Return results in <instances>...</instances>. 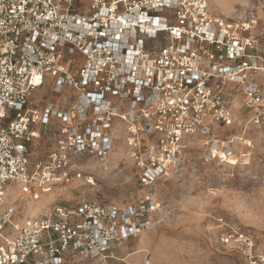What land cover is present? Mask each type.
<instances>
[{
  "label": "built area",
  "instance_id": "obj_1",
  "mask_svg": "<svg viewBox=\"0 0 264 264\" xmlns=\"http://www.w3.org/2000/svg\"><path fill=\"white\" fill-rule=\"evenodd\" d=\"M255 26L254 18L213 13L208 0H0V264L104 263L113 246L151 227V202L96 199L58 201L13 223L22 197L36 202L76 181L92 185L74 158L108 163L121 142L144 188L167 175L187 137L210 147V161H228L231 141L212 133L235 121L231 86L254 119H264ZM47 76L52 94L66 90L72 99L38 111L30 99ZM36 125H55L56 133L32 163ZM220 240L248 264H264L244 234Z\"/></svg>",
  "mask_w": 264,
  "mask_h": 264
},
{
  "label": "rangeland",
  "instance_id": "obj_2",
  "mask_svg": "<svg viewBox=\"0 0 264 264\" xmlns=\"http://www.w3.org/2000/svg\"><path fill=\"white\" fill-rule=\"evenodd\" d=\"M208 3L213 13L229 20L254 18L256 26L251 33L264 59V0ZM52 84L53 79L47 76L34 91L30 99L34 109L42 110L48 101L57 108L63 100L70 103L72 97L66 90L60 97L52 94ZM228 93L235 121L216 126L212 133L220 142L231 141L228 161H210L206 156L210 147L202 145L198 136L187 137L167 175L144 188L135 179L137 171L123 143L118 142L108 163L89 157L72 160L83 177L91 178L92 185L76 181L40 194L36 202L22 197L13 223L43 216L58 201L96 199L128 206L147 201L154 205L148 213L152 221L148 230L113 246L112 257L104 263L72 264H248L241 252L221 243L222 236L235 232L251 241L253 254L264 255V119L257 122L255 114L243 107L238 86H231ZM35 128L38 136L29 145L32 163L44 159L56 133L55 125ZM6 190L12 199L17 187L10 182Z\"/></svg>",
  "mask_w": 264,
  "mask_h": 264
},
{
  "label": "crops",
  "instance_id": "obj_3",
  "mask_svg": "<svg viewBox=\"0 0 264 264\" xmlns=\"http://www.w3.org/2000/svg\"><path fill=\"white\" fill-rule=\"evenodd\" d=\"M40 131H41V129H40ZM40 131H39V132H40ZM40 134H41V132H40Z\"/></svg>",
  "mask_w": 264,
  "mask_h": 264
}]
</instances>
